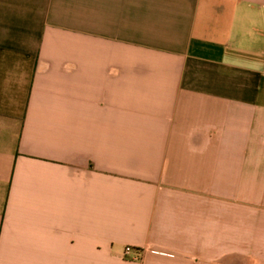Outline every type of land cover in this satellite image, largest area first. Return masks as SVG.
<instances>
[{"label":"crops","instance_id":"1","mask_svg":"<svg viewBox=\"0 0 264 264\" xmlns=\"http://www.w3.org/2000/svg\"><path fill=\"white\" fill-rule=\"evenodd\" d=\"M0 264H264V0H0Z\"/></svg>","mask_w":264,"mask_h":264},{"label":"built area","instance_id":"2","mask_svg":"<svg viewBox=\"0 0 264 264\" xmlns=\"http://www.w3.org/2000/svg\"><path fill=\"white\" fill-rule=\"evenodd\" d=\"M124 258H129L134 261H141L143 252L137 249H134L131 246H126L123 251Z\"/></svg>","mask_w":264,"mask_h":264}]
</instances>
